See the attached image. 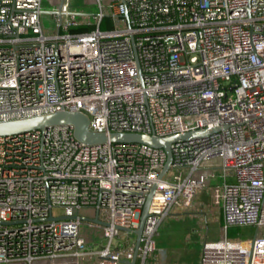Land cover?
Instances as JSON below:
<instances>
[{"label": "built area", "instance_id": "built-area-1", "mask_svg": "<svg viewBox=\"0 0 264 264\" xmlns=\"http://www.w3.org/2000/svg\"><path fill=\"white\" fill-rule=\"evenodd\" d=\"M94 1L91 20L62 0L45 33L42 0H0V121L66 109L105 133L217 129L174 140L161 178L160 146L84 143L70 124L0 135V264H130L154 183L133 264H170L155 235L203 186L222 236L196 264H264V0ZM106 15L123 25L101 28Z\"/></svg>", "mask_w": 264, "mask_h": 264}, {"label": "rangeland", "instance_id": "rangeland-1", "mask_svg": "<svg viewBox=\"0 0 264 264\" xmlns=\"http://www.w3.org/2000/svg\"><path fill=\"white\" fill-rule=\"evenodd\" d=\"M69 2L70 9L76 12L79 18L94 20L93 14L99 11V5L94 0H69ZM58 5L59 0H42L40 18L45 33L52 32L57 28L56 16L50 10H55ZM105 13L111 12L105 8ZM122 25V21L110 15H106L100 23L101 28H114ZM220 163L221 158L215 156L203 161L201 165L215 166ZM202 190L203 192L197 193L195 202L186 210L175 208L160 224L155 235V241L158 248L163 250L159 252L157 248V252H159L155 255L157 260L165 258L169 262L171 259L173 264H196L203 242L216 240L222 236L220 205L217 195L211 192L210 186H203ZM53 211L59 213L61 208L56 207ZM253 232L254 227L252 226L230 225L227 227L226 235L229 237H246ZM130 235L133 237L135 233ZM91 240L96 242L100 240V237L96 236ZM148 261L157 264L150 257Z\"/></svg>", "mask_w": 264, "mask_h": 264}, {"label": "water", "instance_id": "water-1", "mask_svg": "<svg viewBox=\"0 0 264 264\" xmlns=\"http://www.w3.org/2000/svg\"><path fill=\"white\" fill-rule=\"evenodd\" d=\"M62 3L60 0L59 5ZM56 12L60 14V9ZM89 119L87 115L77 110L59 109L54 112L45 113L36 116H30L25 118L11 119L0 121V135H9L20 133L27 130L44 129L49 125L54 124H70L73 126L74 137L84 143H99L106 140L118 142V141H132V142H145L154 146L163 147L166 151V159L159 173L161 178L167 168L169 167L172 154L171 143L178 138H189L193 136L204 135L217 129V127H204L195 130H189L182 133L167 135V136H155L140 132H128V131H111L105 133L103 131H93L88 128ZM155 183L146 193L144 203L141 208L140 218L138 225L133 229L135 232V243L133 249V256L130 260V264L134 263L135 255L139 246L142 228L144 226L145 218L148 214V205L151 196L154 192ZM89 220L95 222H103L98 217L89 218Z\"/></svg>", "mask_w": 264, "mask_h": 264}, {"label": "crops", "instance_id": "crops-1", "mask_svg": "<svg viewBox=\"0 0 264 264\" xmlns=\"http://www.w3.org/2000/svg\"><path fill=\"white\" fill-rule=\"evenodd\" d=\"M186 210V209H185ZM220 222H222V213H221V210H220ZM200 255V254H199ZM165 259V258H164ZM198 259H199V256H198ZM154 260V259H153ZM155 263H156V260L154 261ZM166 262H169V261H167L166 260ZM198 262V261H197ZM169 263H171V264H173L174 262L170 259V262Z\"/></svg>", "mask_w": 264, "mask_h": 264}]
</instances>
